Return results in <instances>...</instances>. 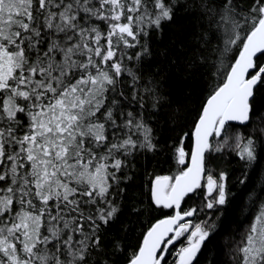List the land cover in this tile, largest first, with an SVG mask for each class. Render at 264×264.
Segmentation results:
<instances>
[{
    "label": "snow or ice",
    "instance_id": "1",
    "mask_svg": "<svg viewBox=\"0 0 264 264\" xmlns=\"http://www.w3.org/2000/svg\"><path fill=\"white\" fill-rule=\"evenodd\" d=\"M0 264H264V0H0Z\"/></svg>",
    "mask_w": 264,
    "mask_h": 264
}]
</instances>
